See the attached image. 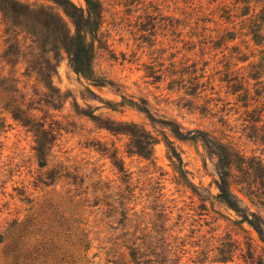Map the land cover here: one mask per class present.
I'll return each mask as SVG.
<instances>
[{
	"label": "rangeland",
	"instance_id": "rangeland-1",
	"mask_svg": "<svg viewBox=\"0 0 264 264\" xmlns=\"http://www.w3.org/2000/svg\"><path fill=\"white\" fill-rule=\"evenodd\" d=\"M69 1L71 12L92 17L91 30L82 22L92 80L71 64L64 42L76 27L66 7L0 0V99L13 96L32 118L62 129L40 160L34 134L0 104V264H133L117 240L122 227L116 231L106 207L95 206L96 187L116 208L131 200L126 206H137L140 222L163 214L155 224L171 235L167 264H264V242L219 202L214 184L220 172L239 170L243 157L263 162L258 182L264 183L258 140L264 116L251 121L264 104L252 100L264 97V43L250 28L252 20H264V0ZM117 124L138 136L151 133L154 160L129 154L130 136L106 130ZM174 149L189 172L183 177L170 158ZM54 168L60 172L54 181L44 180ZM67 172L76 186L72 175L59 179ZM233 188L241 209L263 222L264 196ZM58 222L69 235L53 239L58 251L48 247L30 262L10 253L20 236L32 249L38 230Z\"/></svg>",
	"mask_w": 264,
	"mask_h": 264
},
{
	"label": "trees",
	"instance_id": "trees-1",
	"mask_svg": "<svg viewBox=\"0 0 264 264\" xmlns=\"http://www.w3.org/2000/svg\"><path fill=\"white\" fill-rule=\"evenodd\" d=\"M56 3L61 6L66 7V5H71L69 0H55ZM90 5H93L91 2H88ZM74 7V6H73ZM76 9V8H75ZM67 15L74 20V25L76 27L75 34L69 33L67 35V39L65 40V45L68 53L70 54V61L73 68L80 74L86 76L89 80H92V65H93V55L87 44L82 41L83 34V24L82 22L87 23V27L89 28L92 22V17L89 19L83 16H77L75 13L71 12L67 7L65 9ZM261 22L260 24H257ZM264 20L262 17H258L255 21H251L250 28L252 29V34H255L254 40H260V43H264V37H260L261 31H264ZM91 30V28H89ZM228 35L222 37L221 40L227 38ZM235 39L231 38L229 41L233 42ZM235 50V48H234ZM257 66H252L255 69ZM47 78H52L50 72H45ZM251 77V76H250ZM205 86V85H203ZM264 97L261 94H257L253 101L258 103L260 99ZM18 102L13 96H6V98L0 99V104L5 103L3 109L10 113L14 120L18 121L22 124L24 128H26L29 132L33 133L35 136V152L37 157L40 160H43L47 154L46 151L49 150V146H56V143L61 135V128H58L55 123L47 124L46 122L38 121L37 118L34 119L30 115L23 110L22 106H15L14 104ZM134 107H137L135 103L132 104ZM139 110L144 112L145 114H149L148 108H139ZM34 111L41 112L42 110L39 108H34ZM258 113L257 111H254ZM264 113V104H262V108L259 111V119L255 120L251 118V121L255 123H259L262 120ZM6 122V119H4ZM4 122V123H5ZM171 127L172 124H166ZM120 124H117L113 127H107L106 130L112 134H125L130 136V144H129V154L138 155L145 160H154L153 147L157 143V139L151 134L148 133L144 136H138L137 133L130 130H122L117 128ZM260 131V140L264 146V125L258 129ZM174 135L182 141L188 140L186 135L180 130H173ZM172 160H175L178 164L176 168L178 172L181 174V177L184 174H189L187 170H185L184 160L180 154L174 149L172 150V155L170 156ZM254 161H249L243 157V161H241V165L239 170H232L229 168L227 171H222L219 173V178L214 180V184L216 189L218 190L217 199L221 204L226 206V208L234 211L237 217L240 219L239 223L244 224L247 223L255 232L258 234L259 238L262 242H264V221L260 219V216L257 212L252 211L250 208H247V211H243L240 207V203H243V199L234 191L233 187L243 185V188L238 192L242 195H247L249 197L258 198L259 196H264V183L258 182V175L263 171V162L255 163ZM47 163L42 165V168L47 167ZM115 167L119 170L120 173L126 174L127 170L125 169L124 163L122 160H115ZM59 168V167H58ZM57 168L49 170L46 172L45 178L46 181H52L56 174L60 172H56ZM67 169H62L60 171H64ZM72 175L73 178L70 176ZM128 176V175H125ZM64 177L65 180L72 178L73 182H69L70 185L76 186L77 180L74 177V174L71 172H67L66 175H61L59 178ZM244 179L234 180L231 179ZM54 181V180H53ZM46 184V183H45ZM247 191V194L244 191ZM103 190L99 187H96L94 190L95 197V206H104L106 210L104 211V215L113 221L114 224L118 223L115 230L118 231L122 227L123 233L120 237H117V240H122V246L126 247L129 250V256L131 258V262L133 264H167V256L173 254V248L167 250L165 248L166 242L171 235H168V230H162L163 228L160 226L158 229V223L163 218V214L156 215L155 219H149V221L140 222L141 216L139 212L136 210L137 206L128 207V202L121 201L119 203V207L116 208L114 204L107 202V197H105L102 192ZM103 197V198H102ZM246 197V196H245ZM120 198L127 200L123 195H120ZM237 201V202H236ZM119 216V217H118ZM120 218V219H119ZM119 220V222H117ZM170 219H166L165 222H169ZM59 224L56 226L49 225L45 229H39L38 233L41 236V239L37 241V245H34L32 249H30L26 243L22 242V236H20L16 242H14L10 247V253L14 254L16 260L30 262L36 260L41 251H48L47 248L53 249V251H49L54 253L58 251L56 244L53 242L55 237H63L61 235L69 236L66 234L64 230L63 223L58 222ZM44 227V226H43ZM64 238V237H63ZM1 243V242H0ZM170 245V244H169ZM168 245V247H169ZM55 250V251H54ZM64 260V259H62ZM228 260L224 259L221 263H227Z\"/></svg>",
	"mask_w": 264,
	"mask_h": 264
}]
</instances>
